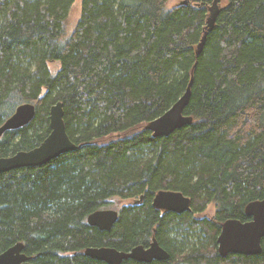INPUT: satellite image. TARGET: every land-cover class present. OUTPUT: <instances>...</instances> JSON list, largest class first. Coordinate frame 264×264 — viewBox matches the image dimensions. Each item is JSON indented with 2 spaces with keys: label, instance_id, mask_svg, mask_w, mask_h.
<instances>
[{
  "label": "trees",
  "instance_id": "obj_1",
  "mask_svg": "<svg viewBox=\"0 0 264 264\" xmlns=\"http://www.w3.org/2000/svg\"><path fill=\"white\" fill-rule=\"evenodd\" d=\"M168 2L82 0L68 34L74 0H0V126L21 104L36 111L2 135L0 158L39 146L57 102L78 146L0 174V253L21 242L32 264H106L84 250L154 237L169 259L148 264H264V238L254 256L222 258L216 243L225 221H249L246 205L264 198V0ZM191 80L192 123L154 137L149 125ZM159 191L188 197L192 215L153 208ZM141 196L110 231L87 224L111 199ZM208 205L212 218L193 217Z\"/></svg>",
  "mask_w": 264,
  "mask_h": 264
},
{
  "label": "water",
  "instance_id": "obj_2",
  "mask_svg": "<svg viewBox=\"0 0 264 264\" xmlns=\"http://www.w3.org/2000/svg\"><path fill=\"white\" fill-rule=\"evenodd\" d=\"M186 3V2H185ZM217 8L213 10L208 19V32L212 28ZM205 38L201 41L199 53L204 46ZM191 83L183 95L163 115L155 119L149 128L154 137H166L184 126L192 123V118L185 116L183 111L188 105L191 96ZM35 106L30 103L19 105L14 113L0 126V138L7 131L16 130L28 125L35 116ZM63 105L57 102L50 108V133L42 143L29 151H19L9 157L0 158V174L15 169L39 167L58 156L75 151L78 146L74 144L66 133L64 124ZM142 200V196L139 199ZM190 199L180 192L159 191L152 200L153 208L162 212L183 214L190 212ZM245 214L250 219L241 222L236 219L225 221L217 237V251L223 258L228 255L254 256L262 251L261 242L264 238V198L250 202L245 207ZM118 219V212L111 209H102L92 212L87 217V224L100 231H110ZM25 246L18 242L4 252L0 253V264H32L31 257L25 253ZM85 257L106 264H121L126 260L138 263H151L153 261H166L168 252L163 249L156 238H152L148 247L135 246L130 251H119L111 247H89L83 252Z\"/></svg>",
  "mask_w": 264,
  "mask_h": 264
},
{
  "label": "rangeland",
  "instance_id": "obj_3",
  "mask_svg": "<svg viewBox=\"0 0 264 264\" xmlns=\"http://www.w3.org/2000/svg\"><path fill=\"white\" fill-rule=\"evenodd\" d=\"M81 1L82 0H74V3L69 10V14H68V18H67V24H66V32L68 34L73 30V28H74V26H75V24H76V22L80 16ZM179 1L180 0H169V2L167 4L168 8H171L174 5L178 4ZM54 67H57V66L55 65ZM139 199L138 198H135V199L113 198L110 200L109 206L106 209L118 211L123 206H128V205L135 203V202L140 203ZM190 208H191V205H190ZM187 213L192 215L191 210H190V212H187ZM214 213H215L214 206L208 205L207 208L203 212L194 214L193 217L201 218V219L202 218L210 219V218H212ZM176 236L177 237L179 236V239L182 238V236H180L179 234H176ZM173 237H175V235ZM179 241H181V239ZM189 241L191 242V244H193L196 241V239L195 238L191 239V240L189 239Z\"/></svg>",
  "mask_w": 264,
  "mask_h": 264
},
{
  "label": "flooded vegetation",
  "instance_id": "obj_4",
  "mask_svg": "<svg viewBox=\"0 0 264 264\" xmlns=\"http://www.w3.org/2000/svg\"><path fill=\"white\" fill-rule=\"evenodd\" d=\"M141 201H143V196H142V200H141ZM141 201H140V202H141ZM117 212H118V211H117ZM118 216H119V213H118Z\"/></svg>",
  "mask_w": 264,
  "mask_h": 264
}]
</instances>
